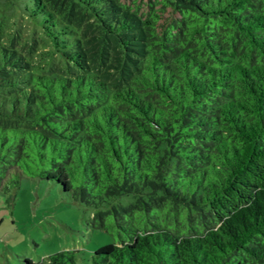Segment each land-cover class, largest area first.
Masks as SVG:
<instances>
[{
  "label": "trees",
  "instance_id": "16d2710c",
  "mask_svg": "<svg viewBox=\"0 0 264 264\" xmlns=\"http://www.w3.org/2000/svg\"><path fill=\"white\" fill-rule=\"evenodd\" d=\"M0 4L49 47L0 23V190L53 180L113 218L84 264H264V0Z\"/></svg>",
  "mask_w": 264,
  "mask_h": 264
},
{
  "label": "rangeland",
  "instance_id": "374dc122",
  "mask_svg": "<svg viewBox=\"0 0 264 264\" xmlns=\"http://www.w3.org/2000/svg\"><path fill=\"white\" fill-rule=\"evenodd\" d=\"M17 13L11 8L0 10L2 34L18 30L22 39H28L34 32L38 42L33 44L32 57L39 60L49 48L45 37L40 38L42 32ZM159 13L161 22L176 15L170 7ZM98 210L53 180L24 174L16 194L0 190V264H22L25 257L38 264L61 250L78 251L77 263L84 264L98 247L119 239L113 218H106L108 229L97 224Z\"/></svg>",
  "mask_w": 264,
  "mask_h": 264
}]
</instances>
